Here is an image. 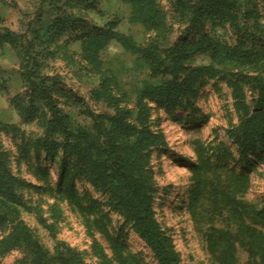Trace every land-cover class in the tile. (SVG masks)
Returning <instances> with one entry per match:
<instances>
[{"label":"rangeland","instance_id":"obj_1","mask_svg":"<svg viewBox=\"0 0 264 264\" xmlns=\"http://www.w3.org/2000/svg\"><path fill=\"white\" fill-rule=\"evenodd\" d=\"M154 1L166 14L162 31L149 32L139 21L142 15L133 6L135 0H0V33L13 32L27 45L38 43L36 33L44 36L45 27L55 19L70 17L73 21L48 49L45 43L38 44L40 71L33 79L47 78L59 110L56 116L35 98L33 104L40 108L37 119L24 121L20 109L31 104L33 93L18 52L9 43L0 45V154L7 155L14 176L37 188L23 191L34 211H21V219L45 251L46 264H71L73 253L79 264H159L123 215L104 206L101 194L75 170L70 174L69 195H60L55 184L62 172L64 147L70 151L79 142L87 147V137L107 127L116 116L113 107L94 95L104 80L110 81L112 91L121 99V108L136 116L137 100L145 87L171 78L154 76L139 55L110 38L120 34L142 45L155 42L162 57L169 55L171 48L185 41L186 24L179 21L170 0ZM259 12L264 26L263 1ZM206 32L221 47L237 45L229 24L209 21ZM92 41L98 51L94 60L88 58ZM246 63L232 64L211 53H198L184 64L230 71L231 76L205 78L188 110L171 112L156 102L149 103L154 109L149 128L164 139L152 148L147 167L155 196L153 208L157 220L173 234L182 264H225L212 253L213 237L222 232L233 237V264H261L251 257L238 234V227L244 224L264 236V220L254 215L257 210L264 211V149L244 156L237 145L243 121L257 109L264 112V58ZM233 83L242 87L249 115L237 109ZM50 120L57 125L52 143L58 144V153L49 158L43 149L26 153L22 148L25 141L48 138ZM178 130L188 156L176 149L174 135ZM263 144L264 139L258 146ZM68 156L71 165H83L75 153ZM233 191L246 210L235 209L228 200ZM5 235L0 229V240ZM35 260L23 248L0 256V264H35Z\"/></svg>","mask_w":264,"mask_h":264},{"label":"trees","instance_id":"obj_2","mask_svg":"<svg viewBox=\"0 0 264 264\" xmlns=\"http://www.w3.org/2000/svg\"><path fill=\"white\" fill-rule=\"evenodd\" d=\"M135 0L133 6L139 10V21L151 32L162 31L166 26V14L160 10L154 0ZM180 22L186 24L185 41L170 49V54L162 57L158 43L149 42L139 44L130 38L113 34L110 38L123 42L135 55H139L150 66L154 76H170L157 85H148L139 95L138 113L121 108V99L112 91L110 81L104 80L101 89L94 91L98 100L108 103L116 110V116L110 119L107 127L99 128L97 134L87 137L88 146L81 143L69 149L64 147V159L61 163L62 170L56 181L60 195H69L72 183H69L71 171L75 170L82 181L89 182L94 190L101 194L104 206L120 212L126 223L130 224L136 233L146 241L154 253L159 264H182L180 253L176 250L172 233L167 232L156 218L153 208L154 193L151 184V173L147 169L151 159L152 148L164 139L158 137L149 128V121L153 114L150 102L167 108L171 112L188 110L197 99L202 90L205 78L214 79L223 75L227 78L231 72H221L213 67H187L184 63L198 53L214 54V57L232 64L253 61L264 58V26L260 19V2L264 0H170ZM68 5V1L65 3ZM135 11V12H136ZM209 21H220L229 24L237 37V45L219 46L212 42L207 34L206 27ZM73 21L70 17H59L48 24L44 36L39 32L33 43L28 45L13 32L0 33V45L9 43L18 52L23 62V74L33 93L31 104L21 107L20 114L25 122L37 119L40 108L34 106L35 98L56 116L59 114L57 105L52 95L53 89L47 83V78L33 79L39 73L37 65L38 47L45 43L46 49L52 45L58 36L66 32ZM44 37L46 39H44ZM263 37V38H262ZM90 43L88 58L94 60L97 55L96 47ZM252 46V49L248 48ZM185 77H181L184 71ZM39 79V80H38ZM38 80V81H36ZM201 87V88H200ZM236 107L249 115L244 103L242 87L233 83ZM262 90V89H261ZM261 94L262 91H261ZM264 96V95H263ZM57 125L52 120L47 122V139L38 140L36 143L25 141L22 148L26 153L43 149L49 157L55 156L58 144L52 143V136ZM240 135L237 145L242 155L247 152H257L264 149V144L258 146L264 139V112H257L247 118L240 126ZM24 152V153H25ZM68 153L78 155L83 165L68 163ZM70 179V180H69ZM36 187L29 185L21 177L14 176L9 168V159L6 154H0V229L6 235L0 240V256H5L12 251L23 248L31 252L36 258L35 264H46L45 251L38 244L26 223L21 219V211L33 213L29 207V200L24 198L23 191ZM236 189V188H235ZM77 196L76 193H73ZM73 195V196H74ZM228 200L235 209L244 208L235 197V191L227 195ZM84 200V198H83ZM80 204V203H79ZM82 204V203H81ZM96 204V203H95ZM35 214V213H34ZM256 218L264 220V211L254 212ZM38 220L45 225L39 213ZM102 219H99L101 221ZM238 234L243 236L244 244L251 257L264 264V236L246 225L238 227ZM212 253H217L219 260L225 264L234 262V242L229 232H222L221 236L213 237ZM76 253L71 256V264H79Z\"/></svg>","mask_w":264,"mask_h":264},{"label":"bare ground","instance_id":"obj_3","mask_svg":"<svg viewBox=\"0 0 264 264\" xmlns=\"http://www.w3.org/2000/svg\"><path fill=\"white\" fill-rule=\"evenodd\" d=\"M174 141L176 143V149L179 153L184 154L185 156H188V150L185 148V144L183 142V135L180 130L176 132L174 135Z\"/></svg>","mask_w":264,"mask_h":264}]
</instances>
